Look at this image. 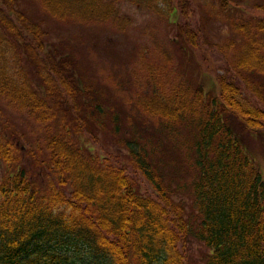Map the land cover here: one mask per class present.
<instances>
[{"label":"trees","instance_id":"obj_1","mask_svg":"<svg viewBox=\"0 0 264 264\" xmlns=\"http://www.w3.org/2000/svg\"><path fill=\"white\" fill-rule=\"evenodd\" d=\"M37 1L57 19L118 30L134 23L126 5L175 25L171 42L199 61L200 80L144 25L132 72L147 88L134 108L166 134L194 130V211L172 197L132 115L123 122L18 0H0V100L33 125L25 133L0 109V264H187L189 238L210 249L204 264H264V14L232 20L241 38L207 46L198 0Z\"/></svg>","mask_w":264,"mask_h":264},{"label":"rangeland","instance_id":"obj_2","mask_svg":"<svg viewBox=\"0 0 264 264\" xmlns=\"http://www.w3.org/2000/svg\"><path fill=\"white\" fill-rule=\"evenodd\" d=\"M18 3L29 17L39 21L45 29L46 44L74 58L79 67L77 72L89 79L101 91L102 97L122 113L123 122H126V115H132L141 135L148 138L158 150L155 161L163 172L164 181L172 189V197L175 200L180 199L188 213L193 212L194 130L177 124L173 132L166 134L156 119L145 117L137 107L134 108L136 94L147 88L145 83L138 87V81L132 72L137 67L139 46L148 43V37L141 31L144 25H149L159 38L167 42L175 62L192 85L200 80L202 67L199 61L193 56L185 61L181 57L179 45L171 42L175 36V25L168 19L140 11L131 5H126L122 10L131 14L134 23L124 30H118L110 22H73L57 19L45 12L37 0H18ZM198 3L200 6L197 14L203 20L207 38L204 44L207 46H219L228 39L241 38L233 29L232 20H250V17L264 14L263 11L253 8L255 4L264 5V0H198ZM225 4L227 7L224 8ZM235 46L237 45L228 48L227 58H231V54L236 51ZM208 55L209 64H214L213 60L220 61L218 53L210 51ZM213 70L215 68L209 72ZM138 73L141 75L140 70ZM256 79L264 89V74L257 75ZM0 109L17 127L22 128L25 133L30 132L33 125H28L24 114L14 112L1 100ZM257 150L259 151V148ZM260 154L264 157V151ZM263 157L261 168L264 179ZM184 246L187 264H204L205 255L210 252L207 246L193 238L186 240Z\"/></svg>","mask_w":264,"mask_h":264}]
</instances>
